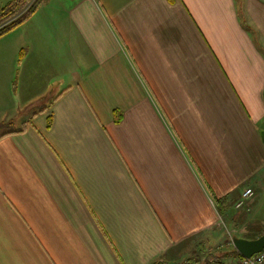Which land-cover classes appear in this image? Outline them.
I'll use <instances>...</instances> for the list:
<instances>
[{
    "label": "crops",
    "instance_id": "obj_1",
    "mask_svg": "<svg viewBox=\"0 0 264 264\" xmlns=\"http://www.w3.org/2000/svg\"><path fill=\"white\" fill-rule=\"evenodd\" d=\"M262 131L264 0H36L0 37V264H219L221 220L264 235Z\"/></svg>",
    "mask_w": 264,
    "mask_h": 264
},
{
    "label": "trees",
    "instance_id": "obj_2",
    "mask_svg": "<svg viewBox=\"0 0 264 264\" xmlns=\"http://www.w3.org/2000/svg\"><path fill=\"white\" fill-rule=\"evenodd\" d=\"M169 2H173V0H168ZM36 11V0H13L8 5H6L3 9L0 10V27L10 21L11 19L16 18L11 24L5 26L2 30H0V37L9 33L16 27L25 23ZM238 202V201H237ZM235 238V237H234ZM239 260L242 257L236 252V250L231 247L228 252H223L222 256L218 259V263L221 264L223 261L227 259ZM154 264H162V263H154ZM198 264V263H195Z\"/></svg>",
    "mask_w": 264,
    "mask_h": 264
},
{
    "label": "water",
    "instance_id": "obj_3",
    "mask_svg": "<svg viewBox=\"0 0 264 264\" xmlns=\"http://www.w3.org/2000/svg\"><path fill=\"white\" fill-rule=\"evenodd\" d=\"M261 140L264 144V132L260 133ZM232 246L236 252L242 257L249 259L260 253L264 249V235L255 240H246L241 238H233Z\"/></svg>",
    "mask_w": 264,
    "mask_h": 264
},
{
    "label": "built area",
    "instance_id": "obj_4",
    "mask_svg": "<svg viewBox=\"0 0 264 264\" xmlns=\"http://www.w3.org/2000/svg\"><path fill=\"white\" fill-rule=\"evenodd\" d=\"M19 16L11 19L10 21H8L4 25H2L0 27V30H2L5 26H8L9 24H11ZM252 195H253L252 190H250V189L249 190H246L242 194V196L240 197V199L238 200V202L236 203L235 208L238 209V208L242 207V205L245 203V201L248 200ZM227 236L229 237L230 242L232 243L233 235H231V233L229 231H227ZM234 264H264V249L260 253L252 256L249 259L241 258L239 260H236V262Z\"/></svg>",
    "mask_w": 264,
    "mask_h": 264
},
{
    "label": "rangeland",
    "instance_id": "obj_5",
    "mask_svg": "<svg viewBox=\"0 0 264 264\" xmlns=\"http://www.w3.org/2000/svg\"><path fill=\"white\" fill-rule=\"evenodd\" d=\"M49 104V101H46V102H41V101H36V102H33V103H29L28 105H34L36 106L37 108L33 111V112H36V110H38L39 108H42L44 106H47ZM32 110V109H30ZM28 112H31V111H28ZM24 112L22 111L21 114L19 115V119L21 117V115L23 114ZM21 127L20 125V122L17 121V122H13L11 125L9 126H6V127H3L1 129H4V130H7V131H14V130H19ZM237 203V202H236ZM235 203V205H236ZM234 205V207H235ZM219 227H221L222 230H227V227H226V224L221 220V223H219ZM228 231V230H227ZM229 232L231 233V235H237L238 232H234V231H230ZM227 241L225 242V245L222 246L223 249H220L221 251L220 252H225L227 251L226 249H230L232 246V243L230 242V239L229 237H227ZM227 264H231V262H228Z\"/></svg>",
    "mask_w": 264,
    "mask_h": 264
}]
</instances>
